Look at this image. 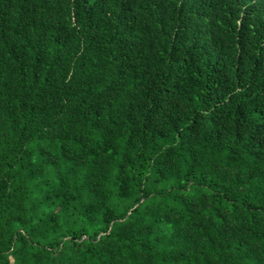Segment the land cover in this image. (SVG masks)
Instances as JSON below:
<instances>
[{"label": "trees", "instance_id": "1", "mask_svg": "<svg viewBox=\"0 0 264 264\" xmlns=\"http://www.w3.org/2000/svg\"><path fill=\"white\" fill-rule=\"evenodd\" d=\"M0 264H264V0H0Z\"/></svg>", "mask_w": 264, "mask_h": 264}]
</instances>
